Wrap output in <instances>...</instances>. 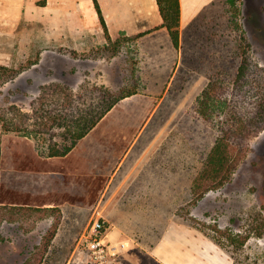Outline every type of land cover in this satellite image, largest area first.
<instances>
[{
    "label": "rangeland",
    "instance_id": "obj_1",
    "mask_svg": "<svg viewBox=\"0 0 264 264\" xmlns=\"http://www.w3.org/2000/svg\"><path fill=\"white\" fill-rule=\"evenodd\" d=\"M151 1L122 0L112 5L109 0H101L116 33L120 29L138 32L161 23V14L151 8ZM240 4L241 24L256 60L264 67V0H242ZM218 7L207 9L185 29L182 63L177 72V54L168 45L171 39L167 32L159 34L164 39L162 45L169 46L161 56L144 55L136 40H124L115 55H79L108 44L105 35L95 34L94 45L86 50L58 46L60 43L52 40L43 59L39 54L42 50L36 49L29 59L13 66L23 69L22 74L18 80L0 86V113L13 106L31 112L32 101L41 93L42 85L49 83H63L75 90L84 84H105L115 90L141 89L148 94L150 105L158 103L152 125L133 153L140 159L138 168H143V173L133 181L127 179L115 194L112 190L106 192L99 205L68 210L70 224L60 235L67 239L54 241L42 264H82L75 247L94 216L107 220L108 239L121 245L113 264H164L153 249L170 222L194 229L201 249L213 254L218 264H264V130L252 137L233 179L193 203L194 178L216 138L209 124L195 117L193 108L226 54L224 18ZM62 22L66 23L64 18ZM29 61L37 63L32 66ZM110 198L114 202L104 206ZM110 213L126 219L124 225L131 232L112 234ZM25 233L21 223L0 220V264H23L42 241L29 239ZM171 258L179 264H193L188 251L172 254ZM199 264L211 262L203 260Z\"/></svg>",
    "mask_w": 264,
    "mask_h": 264
},
{
    "label": "crops",
    "instance_id": "obj_2",
    "mask_svg": "<svg viewBox=\"0 0 264 264\" xmlns=\"http://www.w3.org/2000/svg\"><path fill=\"white\" fill-rule=\"evenodd\" d=\"M98 1L113 39L122 34L129 36L145 32L136 39L142 47L141 53L148 57L155 54L161 56L170 46L177 54L174 69L177 72L182 63L185 29L214 0H181L180 46L174 44L168 28L162 26V15L161 23L138 32H127L124 29L114 32L104 4L101 0ZM109 1L116 5L122 0ZM150 6L160 12L157 0H152ZM148 14L152 15L151 10ZM63 18L65 24L62 22ZM166 32L171 39L168 47L162 45L164 39L159 35ZM95 34L105 35L95 0H0V64H21L36 49L42 50L39 54L43 59L44 50L50 47L52 40L58 41V46L86 50L94 45ZM106 41L105 35L104 42ZM36 63L37 61H31L29 64L33 66ZM147 98L148 94L138 89L136 93L122 99L65 155L52 156L47 152L45 143L42 141L41 144L34 134L6 132L0 123V204L59 208L61 220L53 243L57 239H67L60 235L65 231L64 226L70 224L67 220L68 210L80 211L99 205L106 192L112 190L115 194L127 179L132 178L130 181H133L143 173L144 169L138 168L140 159L134 157L133 153L152 125L151 118L158 107V103L150 105ZM128 161L131 162L126 166ZM111 202H114L112 198L104 206ZM108 215L112 234L123 236L124 233L131 232L124 225L127 223L126 219L121 220L112 213ZM55 220L54 214L50 213L42 218H31L19 223L26 232L25 237L38 238L40 242ZM196 237L190 226L170 222L153 252L158 259L161 257L160 261L164 264H179L171 258L172 254H183L186 251L193 264H199L203 260L218 264L213 254L201 249ZM53 243L48 253L53 249ZM168 250L171 251L169 256Z\"/></svg>",
    "mask_w": 264,
    "mask_h": 264
},
{
    "label": "trees",
    "instance_id": "obj_3",
    "mask_svg": "<svg viewBox=\"0 0 264 264\" xmlns=\"http://www.w3.org/2000/svg\"><path fill=\"white\" fill-rule=\"evenodd\" d=\"M157 1L163 17L162 26L168 28L174 44L180 46L181 0ZM241 2L214 0L198 16L204 15L213 6H219L224 18L225 31L222 35L226 37V54L219 67L211 73L193 108L195 117L209 124L216 134L215 142L192 184L194 204L210 190L218 189L233 179L239 163L249 151L252 137L264 130V67L256 60L252 43L241 24ZM95 4L108 44L81 54L72 50L75 55H115L124 40L133 41L145 33L113 39L99 1L95 0ZM214 34L217 36L218 32ZM22 70L0 64V86L14 80ZM136 92L125 88L115 90L105 84H84L78 90L63 83L44 84L41 93L32 101L31 112L13 106L0 113V123L6 132L34 134L41 144L42 141L45 143L47 152L52 156L65 155L118 102ZM50 213L56 220L23 264H42L57 233L61 210L0 204V220L9 222H24ZM246 239H242L241 243Z\"/></svg>",
    "mask_w": 264,
    "mask_h": 264
},
{
    "label": "built area",
    "instance_id": "obj_4",
    "mask_svg": "<svg viewBox=\"0 0 264 264\" xmlns=\"http://www.w3.org/2000/svg\"><path fill=\"white\" fill-rule=\"evenodd\" d=\"M107 220L92 217L78 239L75 253L82 264H113L121 252V245L108 239Z\"/></svg>",
    "mask_w": 264,
    "mask_h": 264
}]
</instances>
